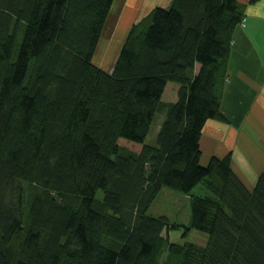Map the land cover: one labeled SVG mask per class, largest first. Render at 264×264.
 Segmentation results:
<instances>
[{
	"label": "trees",
	"instance_id": "obj_1",
	"mask_svg": "<svg viewBox=\"0 0 264 264\" xmlns=\"http://www.w3.org/2000/svg\"><path fill=\"white\" fill-rule=\"evenodd\" d=\"M113 1L0 0V264H161L165 249L162 264H264V170L252 182L231 152L201 161L207 121H228L243 4L157 5L110 69L94 56ZM200 183L182 236L205 243L170 240L179 226L153 201Z\"/></svg>",
	"mask_w": 264,
	"mask_h": 264
},
{
	"label": "crops",
	"instance_id": "obj_2",
	"mask_svg": "<svg viewBox=\"0 0 264 264\" xmlns=\"http://www.w3.org/2000/svg\"><path fill=\"white\" fill-rule=\"evenodd\" d=\"M238 1L244 6L246 21L235 32L230 72L222 93L221 109L228 121H207L201 137L202 156L203 151L206 154L201 161L207 164L211 156L231 152L235 170H241L252 179L253 173L257 175L256 171L264 170V19L255 15L258 12L264 13V0ZM171 2L126 0L116 17L118 20L126 12L127 20L115 31L113 38L120 31L123 32L120 40L124 39L133 23L145 17L153 7H169ZM143 4H148L145 7L147 11L143 9ZM129 7L132 9L128 11ZM110 46L105 47L103 41L101 46L99 44V53L96 52L94 56L95 63L103 68H107L104 63L113 48Z\"/></svg>",
	"mask_w": 264,
	"mask_h": 264
},
{
	"label": "rangeland",
	"instance_id": "obj_3",
	"mask_svg": "<svg viewBox=\"0 0 264 264\" xmlns=\"http://www.w3.org/2000/svg\"><path fill=\"white\" fill-rule=\"evenodd\" d=\"M115 1V2H114ZM114 9L112 10L111 14L109 13L107 17V21L104 25L103 32H102V41L100 42V46L104 41L105 47H112L111 52L107 54L106 56V62L103 64L106 67H110L114 64L115 58L118 55L119 48L121 43L123 42V39L120 40V37L123 35V32L121 33L120 31L116 34L115 36V31L120 28L119 26H122V24L127 20V15L126 12L119 16L118 20L116 15L120 11V7L126 0H114ZM154 0H150V3L153 2ZM148 4H143V9L147 6ZM148 7V6H147ZM131 7L128 8V11ZM132 9V8H131ZM148 8H145V11H147ZM142 8L139 10L141 11ZM111 11V10H110ZM137 11V10H136ZM117 21V22H116ZM245 25V23L243 24ZM100 48V47H98ZM99 51H97V54ZM176 84L174 81H170L167 85L166 88V93L165 96L168 99H173L175 97V94L177 93L176 90ZM161 117H157V119L154 121V125L148 134L146 138V142L150 144H155L156 143V137H157V132L160 127V122ZM120 143L122 145H125L131 149L138 150L142 146V144L138 142H133L129 141L127 139H120ZM206 151H203V157H205ZM257 175L259 174V171H256ZM256 173H253L251 177H253L251 180L252 182L255 181L256 178ZM207 192V188L203 183L198 184L195 188L190 193H182L179 191H176L172 188L169 187H163L156 197V199L153 201L152 206L150 208V212H152L155 215H162L165 214L171 219V223L178 224L179 229L178 230H171L169 232V238L170 240L177 241V242H183L185 240H194L198 244H204L205 243V236L204 234L199 231V230H191L189 232L188 236H182L183 235V224L189 225L191 221V204H190V199L191 195H200L204 194ZM99 195H102V190H99ZM167 249L163 251L160 257V262L161 264L164 261V258L167 257Z\"/></svg>",
	"mask_w": 264,
	"mask_h": 264
},
{
	"label": "clouds",
	"instance_id": "obj_4",
	"mask_svg": "<svg viewBox=\"0 0 264 264\" xmlns=\"http://www.w3.org/2000/svg\"><path fill=\"white\" fill-rule=\"evenodd\" d=\"M255 15L257 16V18L264 19V13L258 12Z\"/></svg>",
	"mask_w": 264,
	"mask_h": 264
},
{
	"label": "built area",
	"instance_id": "obj_5",
	"mask_svg": "<svg viewBox=\"0 0 264 264\" xmlns=\"http://www.w3.org/2000/svg\"><path fill=\"white\" fill-rule=\"evenodd\" d=\"M245 23V21L243 22V24Z\"/></svg>",
	"mask_w": 264,
	"mask_h": 264
},
{
	"label": "bare ground",
	"instance_id": "obj_6",
	"mask_svg": "<svg viewBox=\"0 0 264 264\" xmlns=\"http://www.w3.org/2000/svg\"><path fill=\"white\" fill-rule=\"evenodd\" d=\"M245 19V18H244Z\"/></svg>",
	"mask_w": 264,
	"mask_h": 264
}]
</instances>
